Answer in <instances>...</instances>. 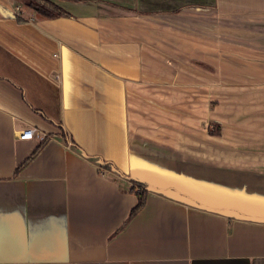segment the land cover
<instances>
[{
  "label": "crops",
  "instance_id": "1",
  "mask_svg": "<svg viewBox=\"0 0 264 264\" xmlns=\"http://www.w3.org/2000/svg\"><path fill=\"white\" fill-rule=\"evenodd\" d=\"M51 1L0 0V264H264V0Z\"/></svg>",
  "mask_w": 264,
  "mask_h": 264
},
{
  "label": "trees",
  "instance_id": "2",
  "mask_svg": "<svg viewBox=\"0 0 264 264\" xmlns=\"http://www.w3.org/2000/svg\"><path fill=\"white\" fill-rule=\"evenodd\" d=\"M69 1H77V0H69ZM26 5L35 11H37L39 14L43 15L46 18H58L62 16H68V13L64 11L61 7L56 5L51 0H24ZM66 136V135H65ZM48 139L46 138L43 142L40 143L38 149L34 152L33 155L30 156L29 159H27L25 163L31 160L33 156L47 143ZM132 192L136 193L138 202L136 206L130 211L128 221L134 217L142 208L144 207L146 203V196H147V186L143 183H140L138 181H134V187L132 188Z\"/></svg>",
  "mask_w": 264,
  "mask_h": 264
},
{
  "label": "built area",
  "instance_id": "3",
  "mask_svg": "<svg viewBox=\"0 0 264 264\" xmlns=\"http://www.w3.org/2000/svg\"><path fill=\"white\" fill-rule=\"evenodd\" d=\"M21 140H36L39 143L43 142L47 137L45 134L37 131L36 129H26L18 136Z\"/></svg>",
  "mask_w": 264,
  "mask_h": 264
},
{
  "label": "rangeland",
  "instance_id": "4",
  "mask_svg": "<svg viewBox=\"0 0 264 264\" xmlns=\"http://www.w3.org/2000/svg\"><path fill=\"white\" fill-rule=\"evenodd\" d=\"M23 2H24V0H23Z\"/></svg>",
  "mask_w": 264,
  "mask_h": 264
}]
</instances>
